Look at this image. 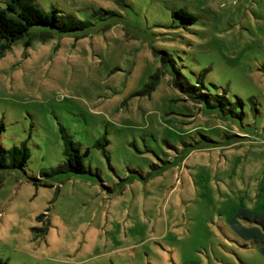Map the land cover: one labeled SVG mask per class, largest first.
Listing matches in <instances>:
<instances>
[{
  "label": "rangeland",
  "instance_id": "obj_1",
  "mask_svg": "<svg viewBox=\"0 0 264 264\" xmlns=\"http://www.w3.org/2000/svg\"><path fill=\"white\" fill-rule=\"evenodd\" d=\"M34 4L86 26L0 40L1 144L31 153L2 172L0 261L264 264L227 236L264 219V0ZM161 52L225 106L181 93ZM61 128L90 150L82 173Z\"/></svg>",
  "mask_w": 264,
  "mask_h": 264
},
{
  "label": "trees",
  "instance_id": "obj_2",
  "mask_svg": "<svg viewBox=\"0 0 264 264\" xmlns=\"http://www.w3.org/2000/svg\"><path fill=\"white\" fill-rule=\"evenodd\" d=\"M58 9H53L50 13L45 12L34 4V0H0V40L6 42L7 47L13 43L29 36L31 28L44 25L53 27L61 32L73 31L76 29L84 28L86 25L83 22H76L74 19L65 15H60ZM177 15H184L190 18V21H195L196 17L189 15L185 11L176 12ZM162 54V64H172L174 70V86L185 94L189 99L197 103H207L211 108H216L217 104L225 106L227 98L225 95L220 96L211 93V89L208 88L202 77L193 85L184 76V74L174 65L175 61L164 52ZM159 79L158 74L153 76L150 83L147 84L145 92H151L155 89L157 81ZM211 99H216V104L212 103ZM5 129L3 123H0V134ZM61 133L64 139V155L66 157V167L68 170L82 173L86 169L85 157L89 154V149L82 153L81 146L76 144L72 138L67 134L64 128H61ZM99 139L96 147H107L108 141L104 144ZM31 153L26 144L21 146H13L6 149L0 140V187L3 182L2 172L6 169H18L23 168L29 161ZM36 184L42 183L37 180ZM46 185V184H42ZM0 264H7L0 261Z\"/></svg>",
  "mask_w": 264,
  "mask_h": 264
},
{
  "label": "crops",
  "instance_id": "obj_3",
  "mask_svg": "<svg viewBox=\"0 0 264 264\" xmlns=\"http://www.w3.org/2000/svg\"><path fill=\"white\" fill-rule=\"evenodd\" d=\"M255 224V226H250L249 228L247 226H241L238 230L233 228L237 232L232 230L233 232H229L230 234L227 236H229L234 242L237 241L238 244L246 248L254 246L253 244L259 245L257 248L264 256V219L262 218V222L258 221Z\"/></svg>",
  "mask_w": 264,
  "mask_h": 264
}]
</instances>
